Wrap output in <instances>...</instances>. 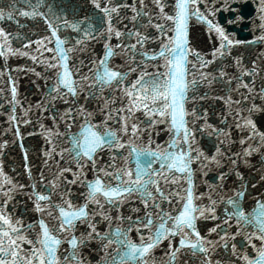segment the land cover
I'll use <instances>...</instances> for the list:
<instances>
[{
  "label": "snow or ice",
  "instance_id": "6c2138e0",
  "mask_svg": "<svg viewBox=\"0 0 264 264\" xmlns=\"http://www.w3.org/2000/svg\"><path fill=\"white\" fill-rule=\"evenodd\" d=\"M252 3L0 0V136L23 161L9 174L0 159V264H264V0ZM245 18L240 39L227 26ZM37 134L34 170L23 139Z\"/></svg>",
  "mask_w": 264,
  "mask_h": 264
},
{
  "label": "water",
  "instance_id": "95a60500",
  "mask_svg": "<svg viewBox=\"0 0 264 264\" xmlns=\"http://www.w3.org/2000/svg\"><path fill=\"white\" fill-rule=\"evenodd\" d=\"M241 14H248V15H254V4L252 3V0H245V5L241 9ZM232 16V13L228 12H221L218 14V19L223 23L225 18H230ZM228 30L230 32H233L237 38L240 39H248L251 35L250 33V23L247 18H245L244 21H242L238 25H228ZM191 38L194 46H197L205 51L209 49V45L206 41V35L202 32L201 28L199 26L194 27L191 30ZM97 47H99L97 45ZM259 49L253 45H242L239 47V49L234 50V54L236 51H239L240 54H242L246 59L250 57L253 52L258 51ZM40 83V81H38ZM20 93L23 96H28L29 99L34 102L36 99H38V94L36 93V90L32 87V85L29 83V80L27 77L21 76L20 78ZM212 117L210 116V121ZM5 128V122L4 117L0 115V129ZM27 131H33L31 126H21V133L23 134ZM163 133L158 138L159 140L164 139ZM7 139L10 141L9 145L3 150L4 155L0 156V159L4 162V169L5 171L9 172V174H14L12 172V169H15L16 172H20L22 168V152L19 147V141L16 143H12L11 141L14 139L12 132L5 131L2 136H0V140ZM24 147L29 151V161L33 165V168L39 167V153L36 151L37 148H39L42 144V140L40 136L33 135V136H24L23 139ZM255 163V159L253 161ZM254 175V174H253ZM251 178V176H249ZM259 187V186H258ZM203 190V189H201ZM252 201L247 200L245 207H251Z\"/></svg>",
  "mask_w": 264,
  "mask_h": 264
}]
</instances>
